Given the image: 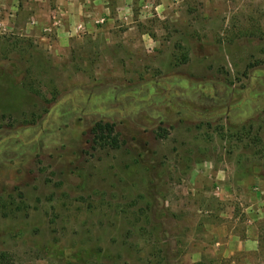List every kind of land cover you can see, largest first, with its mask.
<instances>
[{
	"label": "rangeland",
	"instance_id": "obj_1",
	"mask_svg": "<svg viewBox=\"0 0 264 264\" xmlns=\"http://www.w3.org/2000/svg\"><path fill=\"white\" fill-rule=\"evenodd\" d=\"M0 264H264V0H0Z\"/></svg>",
	"mask_w": 264,
	"mask_h": 264
},
{
	"label": "trees",
	"instance_id": "obj_2",
	"mask_svg": "<svg viewBox=\"0 0 264 264\" xmlns=\"http://www.w3.org/2000/svg\"><path fill=\"white\" fill-rule=\"evenodd\" d=\"M114 128L112 127V125H98L95 129H94V134H95V139L98 143H100L102 146H109L112 148H118L120 147V139L119 136H115L114 135ZM258 242L259 244H261L263 236L260 235L258 237ZM262 248V246L260 245L258 251H260ZM2 258H5L7 256V254L3 253Z\"/></svg>",
	"mask_w": 264,
	"mask_h": 264
},
{
	"label": "crops",
	"instance_id": "obj_3",
	"mask_svg": "<svg viewBox=\"0 0 264 264\" xmlns=\"http://www.w3.org/2000/svg\"><path fill=\"white\" fill-rule=\"evenodd\" d=\"M258 236H255L253 238L247 237L246 240L241 241L240 243V250L244 251H255L258 247Z\"/></svg>",
	"mask_w": 264,
	"mask_h": 264
}]
</instances>
